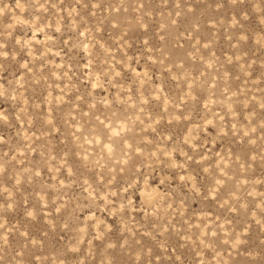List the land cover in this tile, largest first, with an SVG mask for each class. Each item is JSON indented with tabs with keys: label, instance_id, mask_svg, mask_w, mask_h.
<instances>
[{
	"label": "rangeland",
	"instance_id": "1",
	"mask_svg": "<svg viewBox=\"0 0 264 264\" xmlns=\"http://www.w3.org/2000/svg\"><path fill=\"white\" fill-rule=\"evenodd\" d=\"M0 264H264V0H0Z\"/></svg>",
	"mask_w": 264,
	"mask_h": 264
}]
</instances>
